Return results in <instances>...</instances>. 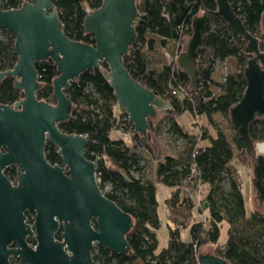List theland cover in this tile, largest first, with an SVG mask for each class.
Masks as SVG:
<instances>
[{
  "label": "trees",
  "instance_id": "obj_1",
  "mask_svg": "<svg viewBox=\"0 0 264 264\" xmlns=\"http://www.w3.org/2000/svg\"><path fill=\"white\" fill-rule=\"evenodd\" d=\"M26 0H0L3 9L18 8ZM233 11L241 18L246 30L257 37L259 50L264 52V31L261 16L264 0H228ZM57 9L63 32L71 40L94 45L92 34L83 31L86 14L101 5L102 0H51ZM138 16L134 22L136 36L123 57V64L131 76L165 102L162 118L167 119L168 131L182 138L180 151L164 153L157 139L159 122L148 118L145 135L138 134L120 110L115 114L116 100L113 90L103 73L108 71L106 62L100 69L81 72L65 90L71 100V117L58 123L66 134H82L87 138L84 156L95 162V172L101 190L123 211L128 213L133 225L125 234L129 251L117 254L99 244L91 253L96 264H198L199 254H214L233 264H264V155L254 152L249 156L236 130L232 134L224 125L217 126L214 114L225 118L230 124L229 110L242 96L246 80L244 68L250 54L245 53L246 41L235 37L227 24L214 15L216 0H136ZM207 14L208 20L197 48L196 68L200 83L212 84L215 61L232 59V70L220 84V92L213 94L208 86L190 87L188 74L180 69L176 59L167 62L162 54L168 44L178 43L180 49L191 35L192 18ZM211 23L215 27H211ZM4 35L6 39H2ZM181 49V50H182ZM179 50V52L181 51ZM14 36L0 28V71L15 65ZM37 71L38 100L55 103L53 79L59 74L52 59L34 64ZM174 91V93H172ZM186 91V94H184ZM23 97L14 87V78L6 75L0 81V103L13 105ZM165 99H168L167 103ZM162 109V108H161ZM184 112L192 116H205L214 130L211 137L203 131L199 138L182 127L177 116ZM121 129L131 132L132 139L142 145L153 161L152 178L141 179L132 172L141 169L140 156L132 151L122 139H111L110 132ZM249 135L256 145L264 142V118H255L249 124ZM208 139L207 145L197 140ZM195 153L193 154V152ZM44 155L50 164H60L61 156L55 144L47 141ZM238 160L249 169V183L254 191L257 207L247 213L241 193V182L232 161ZM4 173L16 177L15 166ZM171 188L164 200L168 227V244L155 253L157 239L155 230L161 226L158 218L156 184ZM205 185L206 192L200 202L208 208L205 222L191 221L195 198L181 194L182 186L189 190ZM28 218L30 215L27 213ZM229 224L227 239L219 243L221 224ZM188 229L190 241L180 238V231ZM60 232L56 234L59 238ZM34 243L33 238L27 240ZM212 246V250H202Z\"/></svg>",
  "mask_w": 264,
  "mask_h": 264
},
{
  "label": "water",
  "instance_id": "obj_2",
  "mask_svg": "<svg viewBox=\"0 0 264 264\" xmlns=\"http://www.w3.org/2000/svg\"><path fill=\"white\" fill-rule=\"evenodd\" d=\"M216 3L214 15L227 24L233 36L246 41L244 52L251 55L244 68L245 90L230 108L229 119L252 156L255 145L249 124L264 118V52L229 1ZM137 16L136 0H102L83 20V31L95 40L89 45L68 38L51 0L0 7V28L14 36L17 54L13 68L0 71V81L9 75L14 87L23 92L13 105L0 103V264H11V255L20 264H96L91 253L94 244L117 254L129 251L125 234L133 225L130 215L99 187L95 162L83 153L86 136L66 134L58 123L71 117L72 102L65 93L71 81L83 71L101 70L104 61L108 71L103 75L119 109L127 112L138 134H146L148 118L165 107V102L138 83L123 64L136 36ZM207 20V14L192 18L191 35L176 58L194 90L200 83L197 48ZM261 26L264 31V12ZM48 58L59 72L52 81L54 104L36 97L34 64ZM47 141L57 146L61 165H52L45 158ZM12 164L17 165L15 184L4 174L5 167ZM25 211L33 213L31 225L25 220ZM28 236L33 237V246L28 244ZM198 264L233 263L214 254H199Z\"/></svg>",
  "mask_w": 264,
  "mask_h": 264
},
{
  "label": "crops",
  "instance_id": "obj_3",
  "mask_svg": "<svg viewBox=\"0 0 264 264\" xmlns=\"http://www.w3.org/2000/svg\"><path fill=\"white\" fill-rule=\"evenodd\" d=\"M117 109L118 110L115 109L116 115H118L120 111L119 108ZM177 121L182 127L186 128L188 133H190L191 135L197 136L198 138V136L200 135L199 127L206 122V118L203 115H200L194 118L190 113L184 112L181 115L177 116ZM116 130L117 129L111 130L110 138L111 139H122L125 142V137L121 136L119 134L120 132H117ZM210 130L208 131V135L213 137L215 135L214 130L212 128ZM118 131L120 130L118 129ZM197 141L200 145L208 144V139H202V140H197ZM255 152H257L258 154L264 155V142H261L256 145ZM232 164L236 168L237 175L241 182L240 189H241V193L243 195L244 201H245L246 211L248 213L251 208H254L255 206L257 207V202L254 198V191L249 183V169L246 165L240 163L238 160H233ZM152 167H153V161L151 165V173H152ZM150 178H152V176ZM171 190L172 189L167 187L166 185H163L161 183L156 184V198L158 201L157 214H158L159 220L161 221V226L155 230V235L157 239V247L155 249V253L160 252L168 244L167 231L171 223L167 220L166 205L164 203V200L170 195ZM205 192H206L205 185H199L197 190L196 189L189 190L188 187H186L185 185L182 186L181 194H187V195L189 194L195 198L196 204L192 209V217H191V221L193 222H199V221L205 222L209 216L208 208L205 205H203V203L200 202V199L203 198ZM163 220L166 221V224L168 225V227L167 225L166 226L164 225L162 227ZM228 229H229V224L226 221H223L221 224V235L219 238L220 244H223L226 241ZM180 238L184 242L190 241V233L187 228L182 229L180 231Z\"/></svg>",
  "mask_w": 264,
  "mask_h": 264
},
{
  "label": "rangeland",
  "instance_id": "obj_4",
  "mask_svg": "<svg viewBox=\"0 0 264 264\" xmlns=\"http://www.w3.org/2000/svg\"><path fill=\"white\" fill-rule=\"evenodd\" d=\"M211 27L214 28L215 24L211 23ZM189 37H190V35L186 38V41L189 39ZM1 38L6 39L4 35H1ZM184 48H185V44H184L183 49L181 48L182 50L180 49L178 43L177 44L174 43L172 45L168 44L163 52H161V53L156 52L155 54L156 55L162 54L163 58L166 59L167 62H171L174 58L175 51L176 50L177 51H179V50L183 51ZM167 56L172 58V60L168 61ZM232 65H233L232 59H225L222 62L221 61H215L214 65H213V71L211 74L213 82H212V85L210 86V89L213 92L218 93L219 87H220L219 85L222 84V80L224 78V75H223L225 72L224 70L226 68V70H228V73L231 72ZM161 101H163L162 98H161ZM165 101L167 103L169 102L168 99H165ZM117 108H118V105L116 103L114 110L115 109L118 110ZM163 110H164L163 108L158 109L156 115L152 118V122L158 123V121H160L158 123L160 126H159L158 133H157L156 137L162 146L163 152L164 153L169 152V153L174 154L175 152H178L181 150L183 140H182V138L178 137L176 134H172L171 132L168 131L167 119L164 117L162 118V116L164 114ZM193 117L196 118L195 116H193ZM214 122H215V125H217L218 127L224 125L226 127V131L229 132V134H232V130L230 131V129H232L233 127H232L231 123L229 124L225 118L219 116L218 114H214ZM199 128H200L199 129L200 135L198 136V138L202 135L203 131L208 132L212 127H210V125L208 124V122L206 120V122L203 125H201ZM119 130L120 131H118V129H117L116 131L120 132L119 134L121 136L125 137V144L127 146H129L132 151H135L140 156L141 169L139 171H133L132 174L135 177H140L141 179L150 178L152 176V173H151V165H152L151 155L145 150V148L142 145L133 141L131 132H125L124 133L123 130H121V129H119ZM192 136H194V135H192ZM194 137L197 138V136H194ZM259 143H261V142L256 143V145ZM256 145H255V147H256ZM97 180H98V178H97ZM109 190H110V186L105 185L103 191L105 192V191H109ZM164 225L165 226L167 225L165 220H163L162 227ZM167 227H168V225H167ZM94 246H96V244H94ZM202 250H209L210 251V250H212V246H205L202 248Z\"/></svg>",
  "mask_w": 264,
  "mask_h": 264
},
{
  "label": "flooded vegetation",
  "instance_id": "obj_5",
  "mask_svg": "<svg viewBox=\"0 0 264 264\" xmlns=\"http://www.w3.org/2000/svg\"><path fill=\"white\" fill-rule=\"evenodd\" d=\"M62 163V162H61ZM61 163L59 164V165H61ZM11 166H15V172H16V177L14 178V179H11V178H9V176H7L5 173V175L7 176V178L12 182V184H15L16 183V181H17V165H15V164H12V165H8L7 167H11ZM7 167H5V168H7ZM5 170V169H4ZM27 213L30 215V218H28V216H27ZM24 215H25V220H26V222L28 223V224H32V222H33V213L32 212H30V211H25L24 212ZM29 238H33L32 236H28L27 237V240L29 239ZM34 243H35V241H34ZM34 243H29L28 242V244H30V245H34ZM12 246H14V245H12ZM9 260H10V263L11 264H20L19 263V258L17 257V256H13V255H11L10 256V258H9Z\"/></svg>",
  "mask_w": 264,
  "mask_h": 264
},
{
  "label": "built area",
  "instance_id": "obj_6",
  "mask_svg": "<svg viewBox=\"0 0 264 264\" xmlns=\"http://www.w3.org/2000/svg\"><path fill=\"white\" fill-rule=\"evenodd\" d=\"M26 1H32V0H26ZM179 55V51H175V53H174V58L173 59H176L177 58V56ZM168 57V61H171L172 60V58H170L169 56H167ZM217 61H219V60H217ZM222 62V61H221ZM225 72H224V78H223V80H222V83L225 81V78H226V76H227V74H228V70H226V68H225V70H224ZM205 85H207L208 86V89L209 90H211L210 89V86L212 85V84H210V82L208 81V82H206V84ZM205 85L203 84V83H199V87H201V88H204L205 87ZM212 91V90H211ZM220 92V87H219V91H218V93ZM172 93H174V91L172 92ZM212 93L213 94H218V93H216V92H213L212 91ZM184 94H186V91H184ZM119 108V107H118ZM197 117V116H196ZM195 153V151L193 152V154ZM199 187V184L196 186V190H197V188Z\"/></svg>",
  "mask_w": 264,
  "mask_h": 264
}]
</instances>
